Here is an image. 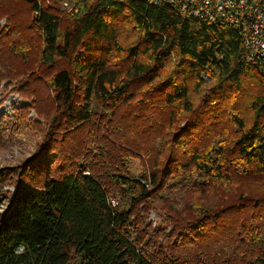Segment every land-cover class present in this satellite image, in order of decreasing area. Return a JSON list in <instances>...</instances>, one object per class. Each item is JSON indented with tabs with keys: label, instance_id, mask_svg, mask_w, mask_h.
<instances>
[{
	"label": "trees",
	"instance_id": "obj_1",
	"mask_svg": "<svg viewBox=\"0 0 264 264\" xmlns=\"http://www.w3.org/2000/svg\"><path fill=\"white\" fill-rule=\"evenodd\" d=\"M2 20L0 85L28 104L0 147L35 144L0 170V264H264V63L238 30L145 0Z\"/></svg>",
	"mask_w": 264,
	"mask_h": 264
},
{
	"label": "built area",
	"instance_id": "obj_2",
	"mask_svg": "<svg viewBox=\"0 0 264 264\" xmlns=\"http://www.w3.org/2000/svg\"><path fill=\"white\" fill-rule=\"evenodd\" d=\"M149 5L168 4L183 18L238 30L243 38L245 59L252 65L264 63V0H145ZM67 6V5H66ZM65 7V5H64ZM71 8V13L76 10ZM6 188H0V193ZM13 194V189H9ZM0 203V212L3 211Z\"/></svg>",
	"mask_w": 264,
	"mask_h": 264
},
{
	"label": "rangeland",
	"instance_id": "obj_3",
	"mask_svg": "<svg viewBox=\"0 0 264 264\" xmlns=\"http://www.w3.org/2000/svg\"><path fill=\"white\" fill-rule=\"evenodd\" d=\"M66 5L67 3H64L62 6L66 14H73L70 12L72 11L71 8H69V6L68 5L66 6ZM0 26L1 27L4 26V20L0 22ZM3 85L4 83L0 85V117L1 116L4 117V121L6 122L8 121L7 118L10 117L12 114L13 106L19 107L21 105L28 104V102H24L18 96V94H16V92L12 91L13 86L8 87L6 90H4ZM29 119L33 121H37V122L39 121L33 112H30ZM9 134H10V131L6 130L4 135L6 136L5 141L7 142L9 141V139H11ZM25 136L26 135L22 134L20 135L18 140L12 139V141L9 142L11 144H6L0 147V170L3 169L4 167H14L17 164L22 163V161L33 152L34 144H35L33 137L32 136L25 137ZM134 166L138 168L137 163H135ZM3 185H6V184H3ZM3 185L1 184L0 186H2V188H6V190L3 189L2 193H0V203H2L5 208L7 201H9L11 196L14 194V193L12 194L9 191V189H13L14 192L15 190L12 185H9V184L6 186H3ZM150 219H152L153 221H156L155 213H152L150 215Z\"/></svg>",
	"mask_w": 264,
	"mask_h": 264
}]
</instances>
